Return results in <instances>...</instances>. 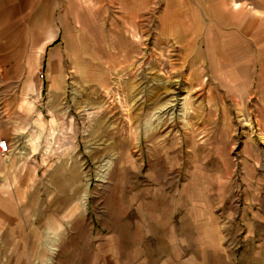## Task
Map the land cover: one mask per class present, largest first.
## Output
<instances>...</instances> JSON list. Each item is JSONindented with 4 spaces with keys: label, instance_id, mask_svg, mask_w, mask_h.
<instances>
[{
    "label": "rangeland",
    "instance_id": "rangeland-1",
    "mask_svg": "<svg viewBox=\"0 0 264 264\" xmlns=\"http://www.w3.org/2000/svg\"><path fill=\"white\" fill-rule=\"evenodd\" d=\"M59 22L30 59L46 130L6 187L0 264H155L196 231L240 235L224 223L264 158V0H63Z\"/></svg>",
    "mask_w": 264,
    "mask_h": 264
},
{
    "label": "crops",
    "instance_id": "crops-1",
    "mask_svg": "<svg viewBox=\"0 0 264 264\" xmlns=\"http://www.w3.org/2000/svg\"><path fill=\"white\" fill-rule=\"evenodd\" d=\"M62 3L63 0H0V140L6 139L11 148L7 154L0 149V217L9 216L2 204L7 199L6 187L20 182L19 168L24 166L25 171L37 162L46 129L33 116L32 97L35 93L41 95L44 75L30 59L51 58L58 50L63 40L59 22ZM33 75H38L39 80L26 82L27 76L30 79ZM260 122L264 139V118ZM243 166L240 213L237 211L236 220L227 216V211L224 223L228 229L240 220L241 234L234 238L232 227L229 243L223 245L217 236L202 237L196 231L192 242L175 243L177 247L162 253L155 264H206V249L216 250L217 257L223 252L232 259L237 255L241 264H264V158L259 155L256 161L248 157V164ZM1 242L0 249L8 247Z\"/></svg>",
    "mask_w": 264,
    "mask_h": 264
},
{
    "label": "built area",
    "instance_id": "built-area-1",
    "mask_svg": "<svg viewBox=\"0 0 264 264\" xmlns=\"http://www.w3.org/2000/svg\"><path fill=\"white\" fill-rule=\"evenodd\" d=\"M0 149H1L3 154H7L10 152V150H11L10 144L6 139L0 140Z\"/></svg>",
    "mask_w": 264,
    "mask_h": 264
}]
</instances>
